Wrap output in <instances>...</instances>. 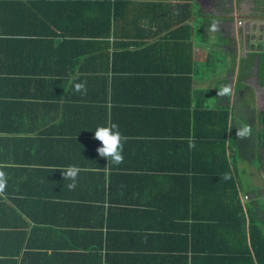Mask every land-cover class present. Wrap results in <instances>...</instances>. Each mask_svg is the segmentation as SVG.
Returning <instances> with one entry per match:
<instances>
[{
	"label": "crops",
	"instance_id": "1",
	"mask_svg": "<svg viewBox=\"0 0 264 264\" xmlns=\"http://www.w3.org/2000/svg\"><path fill=\"white\" fill-rule=\"evenodd\" d=\"M193 1L200 15L160 27L172 20L158 17L159 4L175 0H132L135 12L121 16L125 26L88 37L89 50L72 66L81 47L66 39H85L61 34L52 23L51 34L45 19L41 33H30V21L11 24L17 15L10 14L9 29L17 32L6 35L9 44L0 42L7 57L0 61V171L7 180L0 192V264H210L209 256L239 255L244 243L232 236L209 240L203 226L222 212V200L264 207V83L257 60L230 52V35L224 36L256 0ZM145 2L155 7L139 6ZM215 3L226 8L218 14ZM181 24L189 28L175 32ZM187 67L188 81L178 70ZM81 83L85 90L76 91ZM225 86L230 92L220 95ZM199 105L227 110V124L223 116L205 115L195 126ZM108 122L127 138L119 165L96 151L95 129ZM194 126L200 136L210 131L218 142L213 147L221 152L223 143L231 158L236 150L242 158L246 142L259 154L258 161L227 164L226 181L235 183L237 195L209 204L201 192L200 154L207 148L193 141ZM243 126L247 138L236 135ZM192 150L200 162L191 161ZM70 164L81 169L73 190L62 173ZM218 229L224 234L223 224Z\"/></svg>",
	"mask_w": 264,
	"mask_h": 264
},
{
	"label": "trees",
	"instance_id": "2",
	"mask_svg": "<svg viewBox=\"0 0 264 264\" xmlns=\"http://www.w3.org/2000/svg\"><path fill=\"white\" fill-rule=\"evenodd\" d=\"M174 4H164L161 3V10L159 11L158 17L162 18L166 16L170 18L169 23L165 22L160 23V27H168L170 24H179L182 23L185 19L191 16L200 15L198 11V7L193 0H175ZM132 0H0V35H5L3 38H7V41H0L5 44H9L7 34H11L17 32L16 30L9 29V19L10 14H16V19L11 20V24L15 22L19 24V22H28L29 25L32 26L30 33H41L40 22H43V19L48 20V27L50 23L56 24L55 27L59 30L61 34L68 35H76L83 40H73L66 39L68 41H72L74 43H80V50L73 54V59L71 60V66L74 65L86 51L89 50L88 37H105L109 34L111 30L117 31L122 26H125V23L122 22L121 16L123 12L126 13L135 12ZM43 5V6H42ZM140 7H155V2H145L139 3ZM166 6L167 10L163 8ZM141 12V10H139ZM144 13V10H142ZM149 14V11H147ZM141 15V13H140ZM20 18V19H18ZM23 20V21H22ZM50 28V27H49ZM189 26L187 24H181L176 28L175 32H181L180 30H187ZM27 31V30H25ZM24 30L22 32H25ZM51 34H54L55 31L50 28ZM200 30L195 31V35H198ZM151 34H155V31L151 32ZM174 35V33H171ZM6 40V39H5ZM103 43V42H102ZM180 42H174L175 47H179ZM86 44V45H85ZM163 45V43H161ZM186 44V43H185ZM85 45V47H82ZM187 45V44H186ZM161 47V46H160ZM163 45L161 48H165ZM128 53V54H132ZM115 54L119 55L120 52H116ZM123 54H127V52H123ZM257 54V76L264 83V51H260ZM176 59H182L181 57H177ZM0 61L6 62L7 57L5 55L0 54ZM189 69L180 68L182 76L180 79L189 80V76H187L186 72ZM71 72V71H70ZM0 73H5V71H0ZM69 73V72H68ZM177 75H180V72H177ZM163 78H168L165 76ZM33 81V80H32ZM60 95V94H59ZM53 96H56L53 95ZM189 96V95H187ZM188 104V100L186 101ZM218 107V108H217ZM216 107H201L200 105L195 108L193 111V118L196 120L195 126H199L197 121L203 120L205 115L210 117L211 119L223 116L225 120V124H227L228 119V111L225 109ZM218 109V110H217ZM185 114L188 113L186 110ZM197 117V118H196ZM194 126V128H195ZM209 128V127H208ZM220 136H215L216 141L219 140V137L224 136V128L221 130ZM193 141L199 142L201 141L204 145H206V152L201 153V161L206 164V174L203 176L206 178V186L203 187L201 192H207L208 194V203L213 204L214 197H223L227 195L228 192L231 194L237 195V189L235 183L232 181H226V174L231 171L229 162L236 159V161L240 158L238 156L239 151L236 150L232 158L225 154L224 148L222 144H218L220 149L213 147L216 145L214 143V136H210V131L207 135H199L200 132L193 130ZM247 138V137H246ZM194 143V142H193ZM241 157L240 159H250L252 161H258L260 159L259 154H257L255 148L249 144L244 143L241 146ZM198 152H193L191 154V161L193 163L200 162V155ZM244 157V158H243ZM228 164V165H227ZM200 171V169L193 170ZM229 194V195H231ZM261 208V209H260ZM256 211L254 207H246L241 204L240 201H234L232 204L231 201L226 202L222 200V212H213L212 215L209 216L208 224H204V228L207 230V238L212 240L216 238V236H223L224 240L231 239V236L234 240H238L243 244V246L239 250V255L237 257H228V256H209L208 260L210 264H219V260H222L223 264H264V207H260ZM195 224V223H194ZM225 226L223 231L224 234L217 233L220 228V225ZM197 226H202V224H196ZM229 226V227H228ZM233 227L231 231L227 230L228 228ZM237 230V231H235ZM234 231V232H233ZM250 243L248 246L247 242ZM212 249H209L208 254H212ZM231 253L229 250H227ZM233 262V263H232ZM237 262V263H235Z\"/></svg>",
	"mask_w": 264,
	"mask_h": 264
},
{
	"label": "clouds",
	"instance_id": "3",
	"mask_svg": "<svg viewBox=\"0 0 264 264\" xmlns=\"http://www.w3.org/2000/svg\"><path fill=\"white\" fill-rule=\"evenodd\" d=\"M215 24L212 25V28L215 29ZM76 91H82L84 89V85L77 84L75 86ZM230 92V89L225 86L223 87L219 94L226 95ZM250 129L247 126H243L238 128L236 131V135L239 138H245L249 135ZM94 138L101 142V146H99L96 151L100 157L106 158L108 164L119 165L123 162V148L124 142H126V137L120 132L119 126L116 123L108 122L106 125L98 126L94 132ZM81 169L79 166L70 164L66 168L62 169L63 177L66 180L71 181L67 187L70 190L76 188V181ZM227 179V176L225 177ZM7 180L6 175L3 171H0V192H3L6 186Z\"/></svg>",
	"mask_w": 264,
	"mask_h": 264
},
{
	"label": "rangeland",
	"instance_id": "4",
	"mask_svg": "<svg viewBox=\"0 0 264 264\" xmlns=\"http://www.w3.org/2000/svg\"><path fill=\"white\" fill-rule=\"evenodd\" d=\"M259 1L260 0H256L253 3L252 8L249 10L248 13L244 12L242 17L237 18L240 20L239 21L240 24L236 28L235 31L226 30L227 32H224L225 34L228 33L227 35H224V36H226V38L230 35L229 36L230 44H227V46H228L227 48L230 52H234V51L236 52V50L238 51L239 54H243L244 52H248V54L245 55L246 58L250 54L249 59L254 57V61L257 60V54L256 53H258L260 51H264V2L262 1V3H260ZM220 2H221V0H220ZM220 2L218 1V3H220ZM239 3L240 4H247L248 2H245L244 0H239ZM232 4H235V3H232ZM215 5H216V7L213 6V8H215L214 10H216L217 13L221 12V9H219L220 7L226 8V3L219 5V6L215 3ZM231 5L229 4V6H231ZM229 6L227 8H229ZM234 7L236 8V5ZM241 14L242 13L240 12V15ZM237 29H239V30H237ZM232 33H233V35H232ZM244 36H246L245 41H244ZM231 37L233 39H231ZM241 176H242V174H241ZM248 176H249L248 174H243V178H244L245 183L248 182Z\"/></svg>",
	"mask_w": 264,
	"mask_h": 264
}]
</instances>
